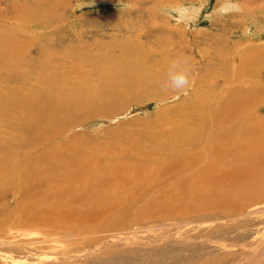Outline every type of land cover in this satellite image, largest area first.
I'll return each mask as SVG.
<instances>
[{"label": "rangeland", "instance_id": "rangeland-1", "mask_svg": "<svg viewBox=\"0 0 264 264\" xmlns=\"http://www.w3.org/2000/svg\"><path fill=\"white\" fill-rule=\"evenodd\" d=\"M50 1L0 0V97L19 96L41 116L48 99L57 101L62 92L89 93L101 81L106 89L124 72L132 85L109 100L113 115L88 117L82 108L65 125L67 116L56 111L29 134L17 116L27 104L0 105V160L14 147L16 179H27L15 180L0 196V264H264V195L253 191L236 203L204 199L212 190L204 174L223 164L218 138L239 129L249 148L253 131L264 135V0ZM124 54L133 59L122 65ZM185 61L194 85L184 94L168 90L169 71L178 75ZM101 102L89 103L90 110H103ZM195 125L202 129L187 146L175 140L172 128L191 132ZM69 149L117 161V192L95 198L99 193L76 191L60 202L44 186L36 197L40 179H34L47 178L62 163L48 156ZM248 163L237 160L236 169L247 165L248 171ZM110 176L114 186L119 178ZM253 176L211 177L212 188L234 197L231 192L249 183L259 188ZM35 200L37 218L29 223L19 212Z\"/></svg>", "mask_w": 264, "mask_h": 264}, {"label": "bare ground", "instance_id": "bare-ground-1", "mask_svg": "<svg viewBox=\"0 0 264 264\" xmlns=\"http://www.w3.org/2000/svg\"><path fill=\"white\" fill-rule=\"evenodd\" d=\"M53 1V0H51ZM50 1V2H51ZM62 2V1H61ZM54 9V8H53ZM28 16V15H27ZM40 17V16H39ZM37 18V17H36ZM42 20V19H41ZM45 21V20H44ZM137 47V46H136ZM11 49V48H10ZM129 50V49H128ZM10 51V50H9ZM252 53H255V49L252 50ZM130 52V51H129ZM9 53V52H8ZM127 53V52H126ZM125 55V54H124ZM134 55V54H133ZM139 58V56H136ZM93 59V58H92ZM128 59H133V56L131 55H125L122 56L121 58V63L123 64H127V62L129 61ZM102 60V59H101ZM119 61V60H118ZM108 62V61H107ZM92 64V62H91ZM100 64V63H99ZM133 64V63H132ZM43 65V64H42ZM89 65V64H88ZM16 66V65H14ZM106 66V65H105ZM10 67V66H9ZM12 68V67H11ZM41 68V67H40ZM4 69V68H3ZM16 69V68H15ZM106 69V68H105ZM108 69V68H107ZM2 70V69H1ZM6 70V69H5ZM11 70V69H10ZM34 71V70H33ZM45 71V70H44ZM117 71V69H116ZM29 72V73H28ZM26 73H28V75L32 72L28 71ZM48 72V71H47ZM130 72V71H129ZM14 73V71L12 72ZM114 73V72H113ZM133 73V72H132ZM131 73V74H132ZM49 74V73H48ZM80 74V73H79ZM15 75V74H14ZM22 75V73H21ZM26 75V74H25ZM95 74H93L94 76ZM97 75V74H96ZM102 75V74H101ZM125 72L123 75H121L122 79H118L113 77L112 79V83H110V85L108 86V88H103V82L101 81L100 83L98 82L96 85L91 86V89L89 91V93H86L83 91L82 88H75L74 90V94L69 93L71 96L68 95L66 96V93L64 94V92H62V95L57 99V101H54L55 97H52V99H48L50 102H48V104L46 103L45 108H46V113L40 116L37 115L36 113V107H34L33 109V104L31 103H27L24 102L21 99H17L19 96H10V97H0V105H4L7 106L8 108L10 106H14V104L16 105V103H14L15 101H18V103L20 102V104L24 105L27 104V108H25V115L21 116L20 114H18V118L20 119V121H23V128L25 129V131H28L31 133H34L33 131V126H38V120H44L45 117L46 119H52L54 114L57 111L58 115H62V116H67V118H65V125H67L68 123V119L70 118V114L74 115L76 112H78L79 110L86 109L88 111V117L89 116H94V115H98L99 113H101L103 111V113L105 115H109L110 113H112V110H109V100L115 96L116 94H118L119 89L124 90L122 88H120L121 86H124L127 90L130 85H132L131 79H126L125 78ZM18 76V75H17ZM80 76V75H79ZM84 76V75H83ZM99 76V74H98ZM112 76V75H111ZM129 76V75H128ZM13 77V75H12ZM15 77V76H14ZM19 77V76H18ZM32 77V76H30ZM41 77V76H40ZM52 77V76H51ZM59 77V76H58ZM82 77V76H81ZM80 77V79H81ZM16 78V77H15ZM21 78V77H20ZM25 78H27L25 76ZM42 78V77H41ZM83 78V77H82ZM28 79V78H27ZM89 79V78H88ZM95 79V78H93ZM109 79V78H108ZM4 80V79H3ZM9 80V79H8ZM11 80V78H10ZM16 80V79H15ZM25 80V79H24ZM40 80V79H39ZM43 80V79H42ZM26 81V80H25ZM25 81H23V84L25 83ZM41 82V81H40ZM46 82L48 84H52V80L50 78L46 79ZM85 82V81H84ZM108 82V81H107ZM9 83V82H8ZM22 83V81H21ZM82 83V82H81ZM19 84V82H18ZM57 84V83H56ZM63 84V83H62ZM25 85V84H24ZM37 85V84H36ZM61 85V84H60ZM85 85V84H84ZM128 85V86H127ZM26 86V85H25ZM51 86V85H50ZM24 87V86H23ZM72 88V86H69ZM33 88V87H32ZM69 88V89H71ZM47 89V88H46ZM66 89V87H65ZM260 89V88H259ZM29 90V88H28ZM60 90V89H59ZM263 90V89H262ZM13 91V90H12ZM48 91V90H47ZM76 91V93H75ZM20 92V91H18ZM22 92V91H21ZM20 92V93H21ZM31 92V91H29ZM28 92V93H29ZM70 92V91H69ZM72 92V91H71ZM1 93V92H0ZM8 93V92H7ZM59 93V92H58ZM13 94V93H12ZM16 94V93H15ZM36 94V93H35ZM51 95V94H50ZM1 96V95H0ZM39 96V95H38ZM75 96V97H74ZM94 96V97H93ZM49 97V96H48ZM30 98V97H29ZM33 98V97H32ZM39 99V98H38ZM47 99V98H45ZM35 100V99H34ZM33 100V101H34ZM43 100V99H42ZM23 101V102H22ZM32 101V100H31ZM40 101V100H39ZM52 101V103H51ZM94 101H102L101 104L103 107H105L103 110L102 108H95L90 110V106L89 103H92ZM14 103V104H13ZM33 103V102H32ZM19 105V104H18ZM39 105V104H38ZM41 106V105H39ZM100 106V107H102ZM6 107V109H7ZM17 107V106H15ZM24 107V106H23ZM38 107V106H37ZM99 107V106H98ZM11 108V107H10ZM18 109V108H17ZM22 109V108H21ZM39 109V107H38ZM111 109V108H110ZM8 110V109H7ZM15 110V109H14ZM19 110H20V105H19ZM41 110V109H40ZM204 110V109H203ZM4 111V110H3ZM18 111V110H17ZM5 112V111H4ZM13 112V111H12ZM39 112V111H38ZM41 112V111H40ZM2 113V112H1ZM114 113V112H113ZM112 113V115H113ZM6 114V112L4 113ZM8 114V113H7ZM10 115V114H9ZM57 115V116H58ZM100 115V114H99ZM20 116V117H19ZM110 116V115H109ZM227 116V115H226ZM87 117V116H86ZM17 118V119H18ZM3 119V118H2ZM15 119V118H14ZM204 119V118H203ZM227 119V118H226ZM72 122L73 123H77L78 119H74L72 117ZM12 121V119H10V122ZM63 121V120H62ZM228 121V120H227ZM1 122V121H0ZM41 122V121H40ZM17 123V122H16ZM19 123V122H18ZM17 124V126H19ZM44 123V122H43ZM1 124H3V121L1 122ZM189 123H185V124H181L182 126H187ZM230 124V123H229ZM11 125V124H10ZM3 126V125H2ZM43 126V125H42ZM52 128L54 126H51ZM50 127V128H51ZM252 127V126H251ZM21 128V127H20ZM66 128V126H65ZM253 128V127H252ZM16 129V127H15ZM22 129V128H21ZM37 129V128H36ZM202 126L200 125H195L192 129L191 132H189L188 130H186L184 127L183 128H172V134L177 133V136L174 135L176 137L175 140L177 139H181V144H184L187 142L186 146L188 145V138L193 137V136H197L198 132L201 131ZM4 130V129H3ZM6 130V128H5ZM4 130V131H5ZM19 130V129H18ZM7 131V130H6ZM9 131V130H8ZM14 131V129H13ZM41 131V130H40ZM44 131V130H43ZM246 131V130H245ZM1 132V130H0ZM20 132V131H19ZM11 133V132H10ZM23 133V131H22ZM26 133V132H25ZM240 130L238 129L237 131H235L232 134H229L227 136H221L220 138H218L217 142V153L220 152L218 155L219 157L222 159V163L226 166L222 165H217L215 164V167H208V169H211L210 173L205 175L204 174V180L209 179V186L211 187L212 190H205V196L204 199L206 201V203L211 202L212 200L218 202L219 200H221V202L223 203L222 200H229L232 201L234 203L239 201V198L244 197L246 199H250V195H252L253 191L256 193L255 195L258 196L259 195H264V174H262L261 172H259V165L261 167L264 166V164H260L262 162V160H264V135L263 133H260L259 131H253L252 133H254V135L250 134L251 140L252 141V147L246 148L244 146V143H246V141L248 140L247 137L246 138H241V135L239 134ZM14 134V132H13ZM12 134V135H13ZM42 134V133H41ZM45 134V133H44ZM52 134V133H51ZM244 134V133H243ZM249 135V132L247 133ZM53 135V134H52ZM172 136V135H171ZM30 138V137H29ZM11 139V138H10ZM28 139V138H26ZM53 139V138H52ZM12 140V139H11ZM29 140V139H28ZM31 140V139H30ZM4 141V140H3ZM10 141V140H9ZM14 141V140H13ZM174 142V140H172ZM178 141V140H177ZM8 142V141H7ZM27 142V141H25ZM29 142V141H28ZM155 142V141H154ZM170 142V141H169ZM6 143V142H5ZM17 142L14 143V145ZM24 143V142H23ZM172 143V142H171ZM11 144V143H9ZM19 146V145H17ZM27 146V145H26ZM36 146V145H35ZM5 147V146H4ZM241 147V152L239 151V148ZM28 148H32V146H29ZM230 148V152L226 153V150ZM14 147H9L8 148V154H6L1 160H0V196L4 197L5 193L7 192V188L14 183V181H19V183L21 181L27 182V179L25 177H21L19 180L16 179V175H15V170L16 169V165H18L15 162H13L12 159V154L14 152ZM34 149V148H33ZM54 149V148H53ZM75 151L72 150H68L66 154H50L48 157H60L61 159V164L55 166L56 167V172L53 174H50L47 178L43 177H36L34 180L36 179H40V181H34L35 183V187L33 188V190L38 194L36 197H39L43 192V187L45 186H49L52 189V196L56 199V201H60V199H63V197L68 194V193H72V192H76V191H84V192H90L89 196L91 194H95L97 196V194L99 193V195L95 198H104L106 197V195L108 194H112L113 192H115L119 185L122 183V180L120 178V174L117 173L116 171H121L119 170V165L117 163V161L115 162H111V158L108 157L107 155L102 154L101 156H98L94 154H90L87 156H84L83 153L78 152L76 149H74ZM84 152V151H83ZM155 153V152H154ZM234 154L235 158L232 159H228L230 155ZM100 155V154H99ZM217 155V156H218ZM228 155V156H227ZM1 156V155H0ZM228 157V158H227ZM246 157L247 159V163L248 165L251 167L250 170L247 171V167H243L241 170L240 169H236V165L235 162L244 160V158ZM44 159H47V156L44 155ZM54 162V161H53ZM246 162V161H244ZM243 162V163H244ZM109 163V167L106 166V164ZM142 163V162H141ZM20 164V163H19ZM145 164V163H143ZM240 164V163H239ZM245 164V163H244ZM7 165L9 167V169L4 168L3 166ZM55 165V164H54ZM138 165H141L140 163ZM150 167V163L148 164ZM48 168L52 167L53 164L52 162H48L47 164ZM121 166V165H120ZM132 166V165H131ZM147 166V165H146ZM238 166V164H237ZM243 166V165H242ZM61 172H58V169L61 168ZM144 167V165H143ZM187 167V166H185ZM239 167V166H238ZM18 168V167H17ZM29 168V167H28ZM145 168V167H144ZM149 169V168H148ZM184 170L189 169V167L187 168H183ZM263 170V169H262ZM18 171V170H16ZM35 171V170H34ZM242 172L243 174L247 173H251L253 174V178L257 179L259 181L258 185L259 188L256 187L254 185H251V183L244 185L243 187L241 186L239 188V193H230V195H233L234 197H226L225 195H222L221 193L219 194V191L215 190V188H212V183H211V177H217L218 180H215L216 182H219V179H224V180H228V181H233L235 180L234 178L237 177V175H239V172ZM264 171V170H263ZM20 172V171H19ZM37 173V172H36ZM40 173V172H39ZM114 174V178H119L118 179V183L114 184L111 181V176L110 174ZM139 173V172H137ZM21 174V173H20ZM33 174H35L33 172ZM19 175V173H18ZM41 175V174H40ZM242 175V174H241ZM240 175V176H241ZM37 176V175H34ZM244 176V175H243ZM246 176V175H245ZM34 178V177H33ZM244 178V177H243ZM249 177L247 176V179ZM252 179V177H251ZM124 180V179H123ZM240 180V178H239ZM244 180V179H243ZM15 181V182H16ZM214 181V182H215ZM223 181V180H222ZM134 182V181H133ZM226 183V181L224 182ZM223 183V184H224ZM255 183H257L255 181ZM229 184V183H228ZM261 185V186H260ZM113 186V187H112ZM107 188L109 190V192H105L104 189ZM238 188V186H237ZM258 188V189H257ZM230 189V188H229ZM2 190V191H1ZM30 188H21L18 190V192L21 193H29ZM117 192V191H116ZM115 192V193H116ZM113 193V194H115ZM254 195V196H255ZM91 197V196H90ZM110 197V195H109ZM218 197V198H217ZM247 201V200H246ZM62 202V201H60ZM218 202V203H221ZM211 204V203H210ZM37 205V201L35 200L33 204H31V206L29 208H27L26 210L23 208V210L21 212H19L21 214V216H23V218L25 219L26 222L29 223H35L36 220V216H32L33 214V209L34 207H36ZM214 205V204H213ZM57 207V206H56ZM121 207V206H120ZM21 209V208H20ZM207 209V208H206ZM83 210V209H82ZM20 211V210H19ZM24 211H27V213H29V215H25ZM59 211V210H58ZM121 211H123L121 209ZM126 211V210H125ZM12 212V210H8L6 212H4L3 214H10ZM83 212V211H82ZM86 212V211H85ZM58 213V212H57ZM41 214V213H40ZM20 216V218H21ZM43 216V215H42ZM5 220V219H4ZM2 220V222L4 221ZM1 223V222H0ZM118 223V222H117ZM24 224V223H23Z\"/></svg>", "mask_w": 264, "mask_h": 264}, {"label": "clouds", "instance_id": "clouds-1", "mask_svg": "<svg viewBox=\"0 0 264 264\" xmlns=\"http://www.w3.org/2000/svg\"><path fill=\"white\" fill-rule=\"evenodd\" d=\"M174 66L175 62H173L171 67ZM194 83L195 80L192 76V70L187 66V61H185V67L178 75H173L171 70L169 71L168 83L165 87L173 92L184 94L194 85Z\"/></svg>", "mask_w": 264, "mask_h": 264}]
</instances>
